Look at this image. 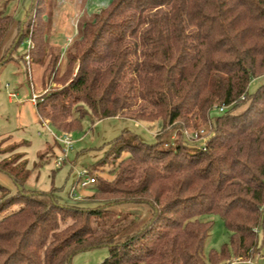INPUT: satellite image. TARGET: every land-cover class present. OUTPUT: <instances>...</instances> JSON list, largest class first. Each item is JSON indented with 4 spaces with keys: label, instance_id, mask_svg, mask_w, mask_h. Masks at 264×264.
Segmentation results:
<instances>
[{
    "label": "trees",
    "instance_id": "obj_1",
    "mask_svg": "<svg viewBox=\"0 0 264 264\" xmlns=\"http://www.w3.org/2000/svg\"><path fill=\"white\" fill-rule=\"evenodd\" d=\"M36 4L23 21L0 14V67L31 54L45 60L52 12ZM80 29L77 72L52 101L37 103L40 116L67 132L86 117L114 116L161 122L162 130L153 143L127 130L102 146L95 166H112L114 178L95 175L94 206L61 205L54 190L26 188L24 164L0 165L18 187L0 184V264H70L75 253L102 246L109 255L100 264L249 259L264 231V83L248 90L264 75V0H109ZM28 40L27 55H15ZM123 203L148 206L151 215L138 226L114 209ZM207 215L224 220L230 243L206 259Z\"/></svg>",
    "mask_w": 264,
    "mask_h": 264
},
{
    "label": "rangeland",
    "instance_id": "obj_2",
    "mask_svg": "<svg viewBox=\"0 0 264 264\" xmlns=\"http://www.w3.org/2000/svg\"><path fill=\"white\" fill-rule=\"evenodd\" d=\"M108 1L37 0L36 8L52 12L47 54L41 58L45 60L35 62L34 59L37 58H33L31 54L29 62L14 60L0 67V165L8 160L9 168L19 171L24 164V168L29 172L25 182L26 188L39 191L54 190V195L61 205L89 207L94 206V203L90 202L91 198L101 197L96 196L93 187L80 186L78 171L93 167L92 175L100 176L105 181L113 180L114 175L110 174L112 166L101 164L95 166V163L105 155L106 149L102 147L105 143L127 130L136 133L144 142L153 143L156 141V134L162 130L161 122L148 123L124 116H114L95 122L86 117L82 121V128L67 132L68 127L62 128L66 131H60L41 117L37 110L38 102L52 101L48 100L47 96L60 91L77 72L79 59L72 56L76 54L74 46L82 34L81 23L85 18L92 17ZM33 2L34 0H0V14H11L23 21L27 18ZM28 47V43L24 42L15 55L26 56ZM56 55L58 60L52 72L49 63ZM262 83L264 75L253 78L248 87L249 92H255ZM244 109L245 105H241L235 112ZM219 113L220 111L216 109L212 111V115ZM75 117L67 123L73 122L72 125H75L79 119L77 115ZM44 122L48 123V126H45ZM50 131L56 135L67 132L72 138L74 146L67 155ZM203 134L205 136L200 143L205 148L210 131L206 129ZM172 135L173 130L169 129L164 133V138L172 141ZM127 156L128 153L123 154V157ZM0 184L7 187L11 193L18 190L12 177L2 170ZM74 186L77 188V195H81V200L71 196ZM19 207L15 205L11 210ZM114 209L121 215H129L130 220L136 222L138 226L146 222L151 215L150 207L143 204L123 203L115 205ZM202 220L212 222L203 249L207 259L211 251H220L229 245L230 232L224 220L218 215L202 216ZM260 240L259 248L252 252L249 259L232 255L226 258L227 261H220L218 264H264V231L261 232ZM108 255L107 246L96 247L75 253L70 264H100Z\"/></svg>",
    "mask_w": 264,
    "mask_h": 264
},
{
    "label": "built area",
    "instance_id": "obj_3",
    "mask_svg": "<svg viewBox=\"0 0 264 264\" xmlns=\"http://www.w3.org/2000/svg\"><path fill=\"white\" fill-rule=\"evenodd\" d=\"M28 46L30 48L33 46L31 40H28ZM27 58H29V55H27ZM27 61L29 62V59H27ZM11 95L14 96L15 94L11 93ZM35 103H37V101H35ZM44 125L48 126V123L44 122ZM50 133L53 134L51 131ZM53 137L60 144L62 151L66 155L68 152H70L73 149L74 142L67 132H63L61 135L53 134ZM193 137L195 138L198 137V133L195 132ZM78 177H79L78 183L82 188L92 186L93 184L96 183V176L92 175L90 169L88 168H83L80 171H78ZM76 189H77L76 186L72 188L71 196L76 199H82L81 195H77Z\"/></svg>",
    "mask_w": 264,
    "mask_h": 264
}]
</instances>
